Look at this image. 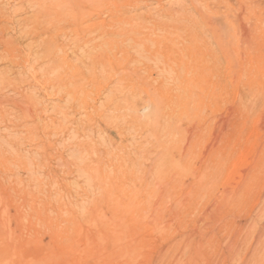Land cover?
I'll list each match as a JSON object with an SVG mask.
<instances>
[{
	"label": "rangeland",
	"instance_id": "1",
	"mask_svg": "<svg viewBox=\"0 0 264 264\" xmlns=\"http://www.w3.org/2000/svg\"><path fill=\"white\" fill-rule=\"evenodd\" d=\"M144 1L129 15L150 27L175 7L167 46L150 43L158 29L112 48L103 34L61 33L46 62L49 34L18 24L35 7L0 0L17 11L0 33L21 56L0 46V264H264L249 232L264 199V0L252 2L259 34L244 42L255 31L243 20L233 54L192 0ZM95 5L109 28V0ZM102 54L116 58L112 79L138 81L105 80L90 64Z\"/></svg>",
	"mask_w": 264,
	"mask_h": 264
},
{
	"label": "bare ground",
	"instance_id": "2",
	"mask_svg": "<svg viewBox=\"0 0 264 264\" xmlns=\"http://www.w3.org/2000/svg\"><path fill=\"white\" fill-rule=\"evenodd\" d=\"M96 1L97 0H20V3H27L31 7H35V12L33 13V15L29 19H27V20H26V18L21 19L18 22V24L20 26L22 25V27H24L22 29V33H23V35H25V37H29V36H33V35H39L41 33L49 34L48 36L50 37V39L48 42H45V44H47L46 45L47 47L46 46L43 47V48H46V50L43 51V53H42L43 55L41 54V56L44 59H46V62H48L52 59L55 60V57H56L55 53L57 51V48H61V50H62V46L59 44V42L57 44H53V38H55V35L57 36L61 33L62 34L63 33L64 34H71V35L74 34L77 36V38L78 37H80V38L85 37L87 32H90V34L94 33L97 36H98V34L99 35L103 34V36L105 37V39L107 41V44H109L108 46H110L112 48V46L116 43V40L118 37H120L122 39H132V40L137 39L138 40L139 35L142 33H145V30H147V28H149L150 31L158 29V30H161L164 32V35L161 36L162 39L161 38L160 39L159 38H155V39L150 38L149 39L150 43H152L153 46H157V47L167 46V45H164V41L168 39L167 33H170V31H171V30H169V27L171 26V23H169V22H170V20H173L175 17V14H174L175 7H174V9L172 8L173 10L170 9L171 7L169 8V10H165V11L163 10V8L161 9L162 10L161 14H165L170 19L169 22L162 21V20L157 21L155 19L156 17H152L153 23L151 24V27H150V25L148 26V25H146V23H144V22H146L144 15H141V16L138 15L137 17H139V18H137V19H135L136 14L134 15L135 18H134V16L129 15L131 13V11L139 9L143 5V3L145 2L144 0H109L110 5L106 6L105 11L110 16V18H111L110 20L113 23L109 24L108 26H110V27L108 28V27H104L105 25H107V23H105V21H97L96 20L97 18L100 17V12L97 10L98 8L96 9V5H95ZM192 1L194 3V6H195L194 11H196L200 15V17L203 18V20H205L206 22L211 24V26L214 29L212 34L216 35L221 49L223 48L224 51L228 54L231 52L233 54L234 53L233 51H236V49H234L233 45H232L233 39L235 36V32H236V34H238L237 29L244 31L243 29L247 25L245 27H243V25H245V24H243V20L245 21L246 19H248L249 16L254 18V21H252L253 27L251 26V23H249V26L254 28L255 33H253V37L251 35L244 34L243 35L244 36V42L250 43L252 41V39L256 38V37H254L255 36L254 34H256L257 32L259 34V31H257L258 22H259L257 20H258L259 16H257L256 12L254 11V4L252 3L253 0H212V1L211 0L210 1H208V0H192ZM59 7L67 9V11H66L67 13L64 14V17H58V15H60V13H59L60 11H57ZM182 9L183 8H181L180 9L181 11L178 12L181 15L183 13ZM12 13L13 14L17 13V11L9 12V14H7V12H2L0 10V19L7 18V17H9V19H13ZM180 14L179 15L176 14L178 20L180 19ZM194 14H195V12H194ZM178 16H179V18H178ZM134 20H139V21H138V23H136L134 25L132 23ZM91 21H92V23H91ZM246 22H248V21L246 20ZM117 23H120V24L121 23L122 24L123 23H125V24L129 23L130 25L126 24V25L116 26ZM175 24H176V21H175ZM207 24H206V26H207ZM178 26L180 27V25H178ZM1 29H2V31H4L5 27L2 25ZM174 30H175V28H174ZM0 35H1L0 38H2V40L0 41V46L3 48L2 52L5 54L4 59L6 58V60H10V61H12V63L16 64V62H15L16 56L21 57L19 55L20 52L17 50V47H16L17 43L16 44L13 43L12 40H10V39H4V32L2 34L0 33ZM140 37H142V36H140ZM134 38H136V39H134ZM170 41H172V39ZM235 41H237V40H235ZM257 43L258 42H256V44ZM169 44H170V42H169ZM114 46H116V45H114ZM143 47H144V50L147 51V50H150L151 46H149V42H148V44L145 42ZM239 47H241V46H239ZM115 49H117V48H115ZM151 49L153 50V47ZM239 49H241V48H239ZM242 50H245V47L242 48ZM253 50H255V49H253ZM31 51H32V48H31ZM103 55L104 54H102V56L96 55L97 57L92 58V60L90 61V64H91V66H93L95 68H97V67L102 68L101 70H103V71H101V72L103 74H104V72L109 71L108 73H106L107 76H105L106 77L105 80H108L110 83L116 82V83H120V84H122V83L130 84L132 82L138 81V79L132 78L130 75H127L128 72H125V74L128 77H119L118 76L119 77V78L117 77L118 80L112 79L111 78L113 76L112 71H114L112 64H113V62H115L114 60L116 58L114 60H112V59L110 60L109 58L111 56L107 58V57H105V55L104 56ZM243 57H244V53H243ZM0 59H2V58H0ZM116 63H117V61H116ZM6 70H7V68H6ZM106 74H104V75H106ZM66 78H63V77L59 78V76H58L57 78H53L52 80H50V79L49 80L51 82H57L60 85V84L66 83V80H67ZM101 79H99L98 76L94 77V81H96V82H99ZM105 80H104V82H105ZM31 81H33V80H31ZM68 81H70V80H68ZM1 82H2V84H4L5 80L1 81ZM28 83H30V82H28ZM9 84H11V82ZM47 84H49V82ZM18 92H19V90H18ZM6 97H4V96L0 97L1 109H2V106H4L6 104V102L8 101L6 99ZM13 104H15V103L13 102ZM28 104H29V102H28ZM19 105H20V102H19ZM244 226H246V225H243V224L240 225V229L244 228ZM249 227H250L249 232H251V230H253V229H254L253 231L257 232L258 239L256 237V239H257V245L256 246L264 249V199L262 201V204L258 207L257 212L254 214V219L250 223ZM241 230H243V229H241Z\"/></svg>",
	"mask_w": 264,
	"mask_h": 264
}]
</instances>
